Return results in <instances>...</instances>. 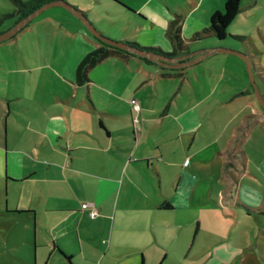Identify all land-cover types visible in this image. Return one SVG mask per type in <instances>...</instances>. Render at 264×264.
<instances>
[{
  "label": "crops",
  "instance_id": "obj_1",
  "mask_svg": "<svg viewBox=\"0 0 264 264\" xmlns=\"http://www.w3.org/2000/svg\"><path fill=\"white\" fill-rule=\"evenodd\" d=\"M13 1L0 0V31ZM92 1L101 7L89 19L115 39L172 51L167 26L180 16L185 47L173 55L221 44L193 35L224 0ZM241 11L264 16V0H240ZM33 17L22 34L35 55L3 67L26 86L0 87L9 264H264V109L242 75L206 71L229 51L177 67L113 51L79 82V61L100 42L76 15Z\"/></svg>",
  "mask_w": 264,
  "mask_h": 264
},
{
  "label": "rangeland",
  "instance_id": "obj_2",
  "mask_svg": "<svg viewBox=\"0 0 264 264\" xmlns=\"http://www.w3.org/2000/svg\"><path fill=\"white\" fill-rule=\"evenodd\" d=\"M67 1L71 2L70 0ZM13 2L17 5L16 1ZM79 4L80 6L78 8L84 10L83 12L87 15L88 18L90 17L93 18V15L89 13L90 7H94L95 10L101 7V3H95L92 0H79ZM56 9H61V11H64V13L62 14L55 13ZM35 15L32 21L41 18L42 15H47L48 22H51L54 25H56L58 22L60 24H63L64 23L63 20L67 18L68 15H76L79 18V16L75 14L73 11H71L70 8L58 3L46 6L45 8L40 10V12L36 16ZM105 17L110 18V16H105ZM5 23L6 24L9 23V21L6 20ZM30 25H34V24H30ZM228 28L229 30L226 36L223 38H219L218 41L221 42V44L218 45L236 50V51H229L228 55H230L233 58H230L226 63H223L222 65H218V64L215 65L213 64L214 62L213 61L211 64H207L206 71L207 72L217 71V73L224 72L226 76L230 79V82L232 83L234 82L238 83L239 81L238 79H236L238 77L236 76L242 75L245 78V80H247L252 84L251 97L253 103L256 105H261L259 101L260 100L259 95L264 99V16H257V15L247 16L245 15L244 11H241L237 14L235 19L229 24ZM27 29L31 30V26L23 27L18 33L15 34L16 37L14 36L12 38H6L4 40H0V60H2V63L0 64V87L2 89H3V85L7 82L8 83L16 82L18 83V85L26 86V81H22L18 78H14V77H13L14 79H12L11 77L3 78L4 75L7 76L6 72L3 71L4 69L3 67L5 62H16L15 60L11 59L12 57L17 56L18 61L23 64L22 57L32 58L35 55V52L32 51H31L32 53L27 52V48H26L27 46H29L30 50H34L29 42V38L26 37V33L22 34V32ZM229 31L233 33V35H229ZM239 34H241V36ZM60 48L62 52H65L64 46L61 43H60ZM214 53H211L209 55H214ZM240 53H244L251 56L250 59L251 61H253V64L251 62L252 77L248 72L246 59ZM38 55H40L41 57H58L59 52L57 49L48 52L46 49L42 48V51L39 49L37 56ZM4 56L8 57V59H6ZM235 59H240L242 64L239 65L238 63H236ZM203 63L204 62L202 61L196 65H198L199 67H203ZM193 67H195V65H193ZM15 72L17 73V70H15ZM16 90H20V88L16 87ZM9 93L12 94V91H9ZM3 190H4V178L0 176V207L1 208H3L4 206ZM3 218H5V216L0 214V264H9L11 258L7 255H2L3 250L5 249L3 239L6 236L5 233L7 230L6 225H3L2 222ZM18 226L19 224L16 225L15 228L17 229ZM29 245L31 248H33L32 244Z\"/></svg>",
  "mask_w": 264,
  "mask_h": 264
},
{
  "label": "trees",
  "instance_id": "obj_3",
  "mask_svg": "<svg viewBox=\"0 0 264 264\" xmlns=\"http://www.w3.org/2000/svg\"><path fill=\"white\" fill-rule=\"evenodd\" d=\"M47 0H16L17 2V8L15 9L16 17L14 19V22L18 20L19 18L26 15L28 12L32 11L39 5H41L43 2ZM124 5V4H123ZM126 6V5H124ZM240 10V0H224L223 3V9L222 10H214L209 18L208 25L201 31H197L194 33L193 37L197 38L204 34H213L217 38H223L228 33V25L229 23L235 18L236 14ZM4 16V15H3ZM3 16L0 17V20L3 18ZM30 20V19H29ZM13 22V23H14ZM28 22H26L23 26H25ZM22 26V27H23ZM21 27V28H22ZM181 18L180 16H176L172 18L167 26V32L169 36L172 39L174 48L172 51H163L161 49H157L152 46H145L141 45L136 41L132 40H126L129 43L133 45H137L149 50H157L161 51L166 54H175L178 51L182 50L185 47V43L183 41V38L181 36ZM19 28L18 31L21 29ZM88 31V29H87ZM88 33L95 39H97L100 44L93 49L87 51L81 60L79 61L77 67H76V79L77 81L81 82L83 80L87 79V71L88 69L94 65L96 62L107 56L109 53L115 51L122 54H132L137 55L138 57L142 58L143 60L147 62H153V60L149 59L146 56L136 54L132 51H129L125 48L107 43L105 41H102L97 36L93 35L88 31ZM14 35V34H13ZM161 206L168 207L170 206V203L168 201H164ZM66 257H69V255H66Z\"/></svg>",
  "mask_w": 264,
  "mask_h": 264
},
{
  "label": "water",
  "instance_id": "obj_4",
  "mask_svg": "<svg viewBox=\"0 0 264 264\" xmlns=\"http://www.w3.org/2000/svg\"><path fill=\"white\" fill-rule=\"evenodd\" d=\"M56 3L62 4L70 8L71 11H73L75 14L79 16V18L81 19L83 24L86 26L88 31L92 33L93 35L97 36L98 38H100L102 41L125 48L136 54L146 56L149 59L163 66H168V67L183 66V65L192 63L194 61H197L200 58H203L204 56L214 53L216 51H236L234 49L219 46V45L207 47L204 49L192 50V51H188L186 53L179 54V55L166 54V53H163L157 50H149V49L137 46V45H133L126 40L115 39V38H112L104 34L101 30H99L93 24V22L87 17V15L83 12L82 9L78 8L75 4L68 2L67 0H47L43 2L41 5H39L35 9H33L32 11L28 12L23 17L16 20L11 26L6 28L5 30L0 31V40L9 38L13 34H15L18 31V29L21 28L26 22H28L29 19L32 18L37 12H39L46 6H49L51 4H56ZM240 54L244 56V58L246 59L247 69H248L250 76L252 77L251 60L249 56L244 53H240ZM259 99H260L259 100L260 104L264 109V99L260 95H259Z\"/></svg>",
  "mask_w": 264,
  "mask_h": 264
},
{
  "label": "built area",
  "instance_id": "obj_5",
  "mask_svg": "<svg viewBox=\"0 0 264 264\" xmlns=\"http://www.w3.org/2000/svg\"><path fill=\"white\" fill-rule=\"evenodd\" d=\"M134 107H135L136 110H139V108H140V104H139L138 101H134ZM134 120H136L135 117H134ZM187 160H188V159L186 158V159L184 160V162L186 163ZM84 204H86V203H84ZM87 204L90 205L89 214H90L91 216H93V215L96 213V209H95L94 206L91 205L90 203H87Z\"/></svg>",
  "mask_w": 264,
  "mask_h": 264
}]
</instances>
